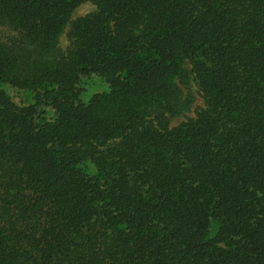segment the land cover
<instances>
[{
	"label": "trees",
	"instance_id": "trees-1",
	"mask_svg": "<svg viewBox=\"0 0 264 264\" xmlns=\"http://www.w3.org/2000/svg\"><path fill=\"white\" fill-rule=\"evenodd\" d=\"M0 264H264V0H0Z\"/></svg>",
	"mask_w": 264,
	"mask_h": 264
},
{
	"label": "rangeland",
	"instance_id": "rangeland-1",
	"mask_svg": "<svg viewBox=\"0 0 264 264\" xmlns=\"http://www.w3.org/2000/svg\"><path fill=\"white\" fill-rule=\"evenodd\" d=\"M94 9H95V8H94V6H93L92 4H90V3L85 4V5L81 6L80 8H78V9L73 13V18H77V17L85 16V15H87V14L93 12ZM60 46H61V48H62L63 50H66V48L69 46V40H68L66 34H64V35L62 36ZM194 88L197 89L196 86H194ZM102 90H103V91H104V90H108V88H107V86H106L105 84H104V86H102V87H98L97 89H96V88H89V90H88L86 93H84V95L82 96V99H83L85 102H87V101L90 99V97L92 96L93 93H95V92H100V91H102ZM196 94H197V91H196ZM197 95H198V94H197ZM202 105H203L202 99H201L199 96H197V103H196V105H195L193 111H192L191 113L188 114V117H190V118L195 117V115H196L195 111H196L197 107H198V106L201 107ZM186 120H187V118H183V117H182V118H178V119H176V120L174 121V124H173V125H174V126H175V125H178V124H180V123H182V122H184V121H186Z\"/></svg>",
	"mask_w": 264,
	"mask_h": 264
}]
</instances>
